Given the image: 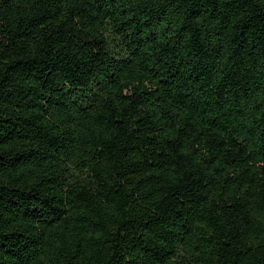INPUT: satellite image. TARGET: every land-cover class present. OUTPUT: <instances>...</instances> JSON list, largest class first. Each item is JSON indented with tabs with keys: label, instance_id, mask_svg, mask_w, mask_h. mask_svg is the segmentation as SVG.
<instances>
[{
	"label": "trees",
	"instance_id": "obj_1",
	"mask_svg": "<svg viewBox=\"0 0 264 264\" xmlns=\"http://www.w3.org/2000/svg\"><path fill=\"white\" fill-rule=\"evenodd\" d=\"M0 264H264V0H0Z\"/></svg>",
	"mask_w": 264,
	"mask_h": 264
}]
</instances>
